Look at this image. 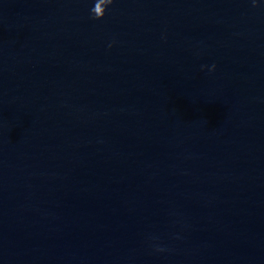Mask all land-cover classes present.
<instances>
[{
  "label": "water",
  "instance_id": "1",
  "mask_svg": "<svg viewBox=\"0 0 264 264\" xmlns=\"http://www.w3.org/2000/svg\"><path fill=\"white\" fill-rule=\"evenodd\" d=\"M97 2L0 0V264H264V0Z\"/></svg>",
  "mask_w": 264,
  "mask_h": 264
},
{
  "label": "clouds",
  "instance_id": "2",
  "mask_svg": "<svg viewBox=\"0 0 264 264\" xmlns=\"http://www.w3.org/2000/svg\"><path fill=\"white\" fill-rule=\"evenodd\" d=\"M97 3H99V0H98V2ZM96 3V4H97ZM112 3V0H109V2H108V4L106 5V7L108 6V5H110ZM96 4H95V6H96ZM95 6H94V8H95ZM105 7V8H106ZM94 8L91 10V13H92V18L93 19H101L103 16H101V17H97L96 15H95V13H94ZM213 68H214V65H213Z\"/></svg>",
  "mask_w": 264,
  "mask_h": 264
}]
</instances>
